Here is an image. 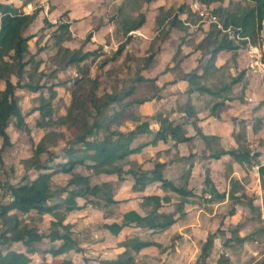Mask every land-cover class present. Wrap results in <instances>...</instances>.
Wrapping results in <instances>:
<instances>
[{
	"label": "trees",
	"instance_id": "trees-1",
	"mask_svg": "<svg viewBox=\"0 0 264 264\" xmlns=\"http://www.w3.org/2000/svg\"><path fill=\"white\" fill-rule=\"evenodd\" d=\"M10 1L12 0H0V141L2 142L0 165L3 164V153L14 147L8 133L11 119L15 120V126L19 131L30 135L32 128L27 124L26 119L28 116L39 112L42 117V121L38 123L39 127L56 129L65 127L76 132V137L73 142L62 147L57 153L45 147V139L50 134L47 133L39 143H34L32 157L23 162L25 173L22 181L18 184L9 182L0 184L4 195L8 196L7 202L0 201L2 226L0 240L1 245L5 248V251L0 249V264H30L29 255L41 252L35 244L43 239H49L50 242H61L58 247H52L49 251H45L54 258L72 250L78 253L82 252L83 249L72 238V226L65 224L67 215L79 208L78 199L84 201V207L91 205L107 208L120 203L114 198L111 184L103 182L93 185L91 183L92 176L115 175L120 181L130 179L133 182L132 189L136 192H143L149 185L159 183V187L164 192H172L180 196L181 201L176 208L182 209L188 198L193 196V193L188 191L185 185H176L177 183L165 177L168 166L166 162H156L151 170H146L141 163L129 160V157L139 154L146 147L155 145L159 141L167 142L168 139H171L174 142L173 147L177 148L180 143L192 140L187 137L186 130L180 124L175 125L163 114L153 116L149 120H140L133 129H121L130 106L161 99L159 95L161 89L157 85V79H149L142 75V72L148 69L153 62L155 55L152 54L144 58V65L136 69L134 77L118 92H107L104 89L100 95L101 84L98 83L97 79H75L74 83L77 90L73 92L66 114H63L60 110L58 112L57 108V104L59 102L61 104V98L55 90L57 85L44 81L46 71L38 70L39 74H36L37 68L39 69L44 62L41 60L36 62V55H31L30 51V41L34 35H28L27 32L40 10H36L32 14H23L13 4L8 3ZM199 1L204 5H209L212 2L223 3V0ZM249 1L254 5L239 10L220 6L214 9L212 16L218 18L225 28L232 26L235 33L239 34L241 38H248L252 45L260 42L259 45L262 46L264 44V39H262L264 0ZM175 11L172 10L167 15L165 14L160 20L161 24L172 17ZM178 11L181 13L187 11L190 18L194 16V13L186 5L180 6ZM145 22L146 15L142 13L138 16L137 21L127 27L125 35L139 30ZM170 24L176 28L183 25L178 17L171 18ZM46 25L53 28V24L44 19L43 28H46ZM158 25L160 27V24ZM69 27L70 25L67 23L58 25L53 31L54 46L50 50L42 47L39 50L40 54L45 55L47 51L56 49L59 56L57 63L62 65V70L72 66L78 67L86 60L98 57L99 51L96 49L81 52L80 50L66 49L64 44L73 39ZM163 31L160 32L161 37L166 36ZM93 33L94 31L87 35L85 39L87 44L91 41ZM128 42L129 38L118 47L117 51L104 64L117 60L126 49ZM242 43L246 45L245 41ZM199 48L205 56H209V59L200 65L201 75H198L197 70L182 75L181 79L190 85L188 94L198 91L218 97L243 79L244 72L237 77H231L230 82L223 83L221 88L214 85V89H212L203 85L202 82L209 81L214 74V62L217 56L223 51L234 52L240 47L236 45V41L230 39L229 35L223 34L215 26H212L211 32L206 34L204 40L200 42ZM177 54L179 55V51ZM28 67L31 69L27 70ZM26 73H28L29 81L23 83V77ZM56 73L57 71L51 78H55ZM13 77L16 78V82H13ZM88 84L90 87L85 90ZM19 90L28 93H39L46 90L49 96L45 97L43 93H40L35 98L34 106L24 113L19 106L17 94ZM79 90H85L82 97H80ZM141 92L145 94L138 97ZM223 107V102L215 104L212 114L219 118V112ZM183 111L196 130L198 138L209 146L213 139L204 135L198 126L194 108L190 106L189 102L184 105ZM155 121L159 125L156 131L152 127V122ZM241 130L242 133L237 135L238 148L228 151L220 150L213 153L208 159L219 160L222 156L228 155L241 165L257 163L261 185L264 189V164L258 161L260 153L254 152L246 145V131L244 128ZM100 132H104V136L98 140L96 137ZM55 135L61 140H64L66 136L64 132H58ZM144 137H151V140L141 141ZM43 155H46L47 159L43 160ZM190 158L191 156L181 157L177 160L187 161ZM192 166L191 163L186 174L187 178ZM77 167H83L90 174L77 172ZM56 175H65L68 179L59 189L53 190L52 178ZM205 175V185L208 187V193L212 200H224L226 195L225 193L220 194L216 190L210 179L209 168L206 169ZM241 186L239 181H231L229 215L235 214L234 205L238 203L246 204L253 215L258 214L259 208L253 205V198H246V201H242L245 194L237 195ZM171 201L172 197L168 195L143 196L140 205L145 211L144 214L136 210L128 211L123 214L120 222L104 224L103 228L113 235L120 234L125 228H140L142 231L151 232V236L162 233L177 222L175 212L161 211ZM32 212L37 213L41 219L47 215L51 217L48 234L41 232L38 228L37 223L33 221ZM237 231L238 227L233 230V241L241 244L247 241V237H240L239 233L237 236ZM217 232L207 235L195 264H208L207 260L214 247ZM228 242L226 241L224 244L227 245ZM16 243H21L26 251L20 252L12 249ZM147 247L162 248V245L152 238L136 236L124 252L114 259H103L99 264H141L137 256ZM227 262L229 259L221 254L216 264H226Z\"/></svg>",
	"mask_w": 264,
	"mask_h": 264
},
{
	"label": "rangeland",
	"instance_id": "rangeland-1",
	"mask_svg": "<svg viewBox=\"0 0 264 264\" xmlns=\"http://www.w3.org/2000/svg\"><path fill=\"white\" fill-rule=\"evenodd\" d=\"M106 1H110L112 3L115 0ZM163 1L164 2L161 3L159 2L160 5H162V3H168L171 0ZM12 2L14 3V5L21 8L29 5L28 8L31 7L32 11L34 12L40 9L43 10L41 12V16L39 17V20L34 25H32L31 30H29L28 32L29 35L35 36V38L30 42V50L32 53L31 55H36V62L40 60L44 62L39 69L37 68L36 74H39L38 70L46 71L47 73L45 74L46 78L44 79V81H47L49 84L57 85L56 90L58 91L61 98V104L59 102L57 104V108L58 112L60 110V112L63 114H66V109L70 106L73 92L77 90L76 84L74 83L75 79H97L98 83L101 84L100 95L104 91V89H106L107 92H118L120 91L121 87H124L134 77L135 70L144 65V57L146 58L147 56L154 53L157 54L161 47L159 46L160 42L152 44L150 41V39L157 35V33H154L153 30L147 31L146 36L139 34L135 37H126L124 34L127 27L131 23L138 20V16L141 12L149 11V8L151 7V0H123L122 4L117 5L116 3L113 4L112 7H107L106 10L102 11V14L96 15L89 21H86L84 15L78 20H73L70 16L69 18L67 12H64L62 9L57 12L58 7H55V5L51 3L50 0H13ZM195 2L200 3L199 0H180L179 3L187 5L192 4L194 6ZM25 3H28V5H25ZM46 3H50V5L47 6ZM223 3L226 7L237 10L254 5L249 0H223ZM157 5L158 4L156 2L155 8L157 7ZM213 5L215 6L212 8ZM206 6L207 10H205L206 12L204 11L206 16L204 17H201L199 13L193 12L197 15L196 17L198 18V20L196 21L197 24L195 26L194 24H189L187 22V25H190L189 27L194 35L200 33L199 29H203V27L201 26L203 24L200 22L201 20H203L202 18H204L205 20L209 19L211 14L208 13H211L212 9L218 7L219 4L217 2H212L211 4ZM118 9H121L122 14H120V16L114 21H110V23H108L107 19L109 17L111 18L115 13H117ZM44 16L49 20L52 19V24L55 28L52 29L48 25H46V28H40L39 24ZM70 21H72L73 24L77 22L82 23L83 28L86 27L87 24H89V28L96 25L100 27L101 25H104V23H108V25H112L114 29L111 32V36H109V38H106V36L100 37V39H102V44H97L94 48L99 49L98 57L90 58L81 63L78 67L72 66L65 70H62V65L57 63L59 56L57 55L58 52L56 49H54L53 51L51 50L52 52L47 51L45 55L40 54L39 50L41 47L45 48L46 50H50L55 44V40L53 39V31L60 24L69 23V25H72L70 24ZM111 22H113V24ZM179 30L182 31L183 27H181ZM184 31L185 30H183L182 32ZM89 32H91V30L86 31V33H83L82 35L80 34V31H77V33H75L76 38H73L72 40L66 42L64 47L69 50H80L81 52H85V46L87 45L85 39ZM192 33H188V35H193ZM184 34L185 33L180 32L178 39H174L170 42L173 45V51L175 46L174 44L182 41ZM151 35H153L152 38H150ZM79 36L82 37V39H79ZM160 37H158V39ZM262 37V39H264V32H262ZM127 38H129V43L121 56L118 57L115 61L104 64L105 61L109 60L110 57L117 51L120 44L123 43ZM259 44L260 42L253 46H256L257 49L255 48V50L262 55V58L264 60V44L262 46ZM236 45L240 47V49L237 51L236 56L233 57L232 55L225 53L226 60H224L227 62V67L222 73H220L218 78L220 81L230 82L231 73L237 74L240 71H250L251 64L256 66L254 58L247 53L248 50L246 49V45L240 41H237ZM28 69L30 70L31 68L28 67L27 70ZM56 71L57 76L55 78H51ZM164 80L166 79L164 78ZM13 81L16 82L15 77H13ZM27 81H29L28 73L24 74L23 83H26ZM218 81L217 83L216 81H213L215 82V84L213 85H220L222 83ZM249 86H252L253 88L257 87L258 91H262L260 97L264 99V83L260 82L255 75L251 74L245 79L243 83L237 85L233 89L232 95L238 100L239 105L245 103H254L246 102L247 95L245 92V88L250 89ZM89 87V84L86 85L85 90ZM85 90H79L80 97L84 95ZM17 93L19 97V106L24 113L28 112L34 104L33 99L37 97L38 94L34 95L22 91H18ZM44 94L46 95V97L49 96L47 91H44ZM143 94L145 93L141 92L138 97H142ZM196 100L198 101V103H201L200 106H198V112L202 117H204L205 115H207V112L211 108L213 99H211L209 96H201ZM143 105H145V103L138 105L135 104L129 107V109L127 110L126 120L122 124V129L133 128L138 124L140 120H149L151 115L156 113L152 112L153 109L152 107H149L148 104L145 106V112H140L138 109L141 110V106ZM167 109L168 110H165L164 113H167L169 115V108ZM256 109L257 110L254 111L257 112V114L248 119V122H250V125L252 124V127L249 128V124H245L247 123V120H242L239 117L233 119V122L234 125L238 127V129H245L247 136L246 145L251 150H256L261 153V161L264 162V104L258 106ZM173 117H175V115ZM230 118L231 117L228 116L227 119ZM175 119H177L176 121L181 122V119H179L178 117H175ZM256 119H259V122H257ZM41 121L42 117L40 113H35L33 116H30L26 119V122H28L27 124L30 126V128H32V133L29 135L26 132H21L16 128L14 119L10 120L8 133L11 137L14 147L13 149L3 153V164L0 165L1 185L5 182L18 184L22 181V177L25 173L23 162L32 157L34 143H39L47 133L50 134H48V138L45 139V147L48 150L57 153H59L62 147H65L67 144L73 142V139L76 137V132H74L73 130H68L65 127L61 129H56L53 127L41 128L38 126V123ZM237 124L239 126H237ZM58 132H64L66 134L64 140L59 139V137L55 135V133ZM235 133H239V130H237ZM103 136L104 132H100L96 138L99 140L102 139ZM211 138L213 139V142L221 141L218 137ZM146 139L149 138L146 137L142 141H148ZM221 142L224 143L223 140ZM215 143L214 145L216 147H219V150L234 148L232 144L233 142H231V144H227L228 142H226V147H224L225 143L222 146L218 145L217 142ZM1 146L2 142L0 141V147ZM164 146L165 144H163L162 142L157 143L156 145H152L146 148L143 152L137 155L138 157H140L138 159L146 169L153 167L154 160L151 156V152L160 148L162 150L164 149ZM187 150L185 152H187ZM160 156L162 155L160 154L159 157ZM45 159H47V156L43 155V160ZM230 162L231 159L228 160V163H222L221 166H219L216 170V180L218 181L219 188L221 190L223 189V191L228 189V183L224 180V177H226V179L229 180V183L232 180L240 181L245 187V191H247V194H254L256 185L260 183V181L257 182L258 180L253 174L254 167H256L255 171L257 172L258 167L255 165H246L243 166V168L235 169L233 165H230ZM181 168V166L174 165V167H172L169 171L172 174H179ZM219 169L220 173H222L221 177L220 175H218ZM76 170L81 174H90V172H87V170L83 167H77ZM67 179L68 178L65 175H56L55 177H53V190L59 189L64 183H66ZM103 180H109L110 182H112L111 184L113 186V194L115 198L124 199L125 201L120 205L111 206V212L105 211V214L107 215L105 221L101 219V213L104 209H101L99 207L88 206L85 211H81L78 214V216L80 215L78 217V220L81 221L83 219L80 224L84 225L81 227L80 224H78V229H81V231L89 237V240L86 242L88 244V248L86 251L89 256L87 257L85 256V254H83L80 264H83V262L86 264H99L102 259L115 258L117 256V253L119 254L120 252L124 251L127 246L131 244V241L140 234V232H137L136 230H128V234H126L125 236L119 234L117 236H114L112 240L106 238L105 229L103 228L104 222H106V220L111 216H113L114 218H118L120 214L124 212V210L128 211L132 208L137 207L135 205L136 202H134V198H136L137 196H141V194L133 191L132 182L130 180L122 182L119 181L116 176L91 177V183L93 185L101 183ZM148 193L152 194L156 193V191L153 190V188H150ZM253 197L255 200H258L257 196L253 195ZM0 201H8V196L4 195V191L1 188ZM200 207L203 208L204 212L199 217V219L194 217V219L191 221L180 222L178 226H175L165 233L162 232L161 234H156L153 239L162 243V249H164L163 252L159 253L158 250L155 249L147 250L148 252L146 253L148 254H140L137 256L139 262L141 264H195L200 255L202 243L206 240L207 235L210 233H215L219 230L217 232V238L215 240L210 257L207 260L208 264H216L221 254H224L229 259V262H227L226 264H264V217H262L261 213V217L259 216L258 218H256L253 217L252 214L247 209H245L244 206H237V214L231 217V215H229L231 204L223 206L215 204L212 206L209 204H205L204 202L202 203V205H200ZM32 215L34 216L33 221L37 223L40 230L42 232H49V221L51 217L47 215L46 217L41 219L40 216H38V214L35 212H32ZM84 221H87V224H84ZM237 227V236L238 233H240V235L248 238L247 241L242 244L233 241L232 239L233 230L237 229ZM1 234L2 226L0 222V236ZM141 235L143 237H152L148 233H144ZM226 241H229L227 245L224 244L226 243ZM0 249L2 251H5V248L1 245V240ZM154 253L156 254V256H153ZM33 264H36L35 261Z\"/></svg>",
	"mask_w": 264,
	"mask_h": 264
},
{
	"label": "crops",
	"instance_id": "crops-1",
	"mask_svg": "<svg viewBox=\"0 0 264 264\" xmlns=\"http://www.w3.org/2000/svg\"><path fill=\"white\" fill-rule=\"evenodd\" d=\"M12 1H10L8 3L14 5V3ZM50 1H51V3H53L55 5V7H58L57 12H59L60 9H62L64 12H67L68 17L70 16L73 20L74 19L78 20L79 18H81L84 15L86 18V21L91 20L92 18H94L98 14H102V11L106 10L107 7H112L113 4H116V3H117V5H119V4H122V2H123V0H115L112 3L110 1H106V0H96V1H89V0H83V1L82 0H80V1H77V0H50ZM156 2L158 5L155 8ZM159 2L161 3L164 1L163 0H151V2H150L151 7L149 8V11L148 12L144 11L141 13L139 12L140 14L145 13L146 22L144 23V25L139 30L133 31L127 35V36H134L135 37L139 34H142L143 36H146L147 31L153 30V32L157 33V35L154 36L153 38H152L153 35H151L150 38H152V39H150V41L152 44L160 42L159 46H161L158 53L157 54L154 53L155 57H154L153 62L150 64L149 68L142 72V75L146 78H149V79L156 78L157 79V85L161 89L159 92L161 99H155V100H152L150 102H146L145 105H143L144 107L141 106V110L140 109H138V110L140 112H145V110H146L145 106L148 104L149 107H152V109H153L152 112L157 113V114L156 113L152 114L150 118H152L153 116H157L158 114H163L164 117H166L170 121L174 122L175 125L180 124L183 127V129L186 130L187 137L192 139L189 142L180 143L177 148L173 147L174 142L171 139H168L167 142L159 141L157 143L162 142L163 144H165L166 147L164 146V149H162V150L160 148V149H156L155 151H152L151 156L154 160L153 167H154V164L156 162H166L168 164V166H167L166 171H165L166 172L165 177L167 179L177 183L176 185H179V184L185 185L186 189L193 193V196L188 198V200L186 201V203L182 209H177L176 207L180 204V201H181V199L179 198L180 196H178L177 194L172 193V192H164L159 187V185H160L159 183H154V184H151L148 187H146L145 191L137 192L138 194H141V196H137L136 198H134V202H136L135 205L137 207L132 208L128 211L136 210L139 213L144 214L145 211L141 208V205H140L141 198L143 196H147V195L165 196V195H168V196L172 197V201H171V203H167L161 211L162 212H175L176 213L175 217L177 219V222L171 228L168 229V230H170V229L174 228L175 226H178L180 222L191 221L194 219V217L199 219V217L204 212L203 208H201L200 205H202V203H204V202H205V204H209L212 206L215 204L220 205V206L231 204L230 199H229V193L231 190V181L229 183L228 182L229 180L226 179V177H224V180L228 183V189L224 190V191H223V189L221 190L218 186V181L216 180V170L218 169L219 166H221L222 163L223 164L225 162L228 163V160H230V159H231L230 165H233L235 169L243 168V166H246V165L239 164L232 157H230L228 155L222 156V158H220L219 160L208 159V158L213 153L220 151L219 147H216L214 145L215 142H217L218 145H221V146L225 143L224 147H226V142H228L227 144H231V142H233L232 143L233 147H234L233 149L238 148L237 135H239V133L241 134L242 130L238 129V127H236L234 125L233 119H236L237 117H239L242 120H245V121L247 120V123H245V124H249L250 122H248V119L252 118L253 115L257 114V112H255L254 110H257L256 108L258 106H261L264 104V101H259V100H264V99H262L260 97L262 91H258L257 87L253 88L252 86H249L250 89L245 88V92L247 95L246 96L247 97L246 102H254V103L253 104L245 103V104L239 105L238 100L232 95L233 89L237 85L243 83L245 81V79L248 76H250L251 74L255 75L256 78L262 83H264V77L261 78L257 72L258 68L255 67L254 65H253V67H251V65H252L251 64L250 65V68H251L250 71H240L237 74L231 73L230 78L231 77H237L240 73H243V72H244V77L238 84H236L235 86H232V88L229 91L222 93L218 97L212 96L208 93H200L198 91H195L192 94H188L187 91H188L190 85L187 81L182 80L181 77L183 74H188V73L194 72L195 70H197L198 75L202 74V70L200 69V65H203L204 63H206L209 59V56L204 55V52L199 48V44L201 41L204 40L206 34L211 32L212 24H211V22H209V19L205 20L204 18H202L203 20H201L200 22L203 24V25H201L203 27V29H199L200 33L194 35L192 33V30L189 27L190 25H187V22H188L189 24L191 23V24H194V26H195L197 24L196 21L198 20V18L196 17L197 15L195 14L197 12L193 8L192 4H190V5L181 4V3H179L180 0H171L168 3H162V5H160ZM217 3L219 4L218 7H220V6L226 7L224 5V3H221V2H217ZM25 5H28V3H25ZM46 5L49 6L50 3H46ZM182 5L188 6L191 9L192 13L195 12L194 16L192 18L189 17V14L187 11H185L183 13L178 11L179 7ZM201 5H202L204 11L207 10L206 5H204V4H201ZM14 6L17 8V10L20 13H23V14H32L34 12V11H32L31 7L28 8L29 5L26 7H23V8L17 7L16 5H14ZM214 6L215 5H213L212 8ZM218 7H215L214 9H216ZM214 9H212L211 13H208V14L212 15V12L214 11ZM172 10H176L174 12L173 16L168 18L163 24H161L160 20L165 16V14L167 15V13H169ZM42 11L43 10L40 9V12H39L36 20L31 24L30 28L28 29V32H29V30H31L32 25H34L39 20V17L41 16ZM205 12H204V14H205ZM120 14H122L121 9H118V12L115 13L111 18L109 17L107 19L108 20L107 22L110 23V21H114L115 19H117L120 16ZM173 17H178V19L181 21V23L183 24L182 25L183 30H185L184 32H182L183 30L182 31L179 30L181 27L176 28V27L171 26L170 20ZM201 17H204V16H201ZM44 19H47V18L45 16L42 18V20L40 21V24H39L40 28L44 27ZM47 20L51 24L53 23L52 19H50L51 21L49 19H47ZM191 21H193V22H191ZM108 23H106V24L104 23V25H101L100 27L98 25H96L94 27L92 26L89 28H88L89 24H87V26L83 28L82 23L77 22V23L73 24L72 21H70V24H72V25H70L69 30H70V33L72 34V37L74 39L76 38L75 33H77V31H80V34H82V35H83V33L85 34L86 31H88V30H91V32L94 31L93 37L91 38V41L85 46V48H86L85 52L93 51V50H96L94 48L97 44H102V39H100L101 36H106V38H109V36H111L110 34L114 28L112 25H110V24L108 25ZM111 23L113 24V22H111ZM67 24H69V23H67ZM158 24H160V27ZM53 28H55V27H53ZM161 30L165 31V33H166L165 37H160ZM28 32H27V34H28ZM180 32L185 33V34L183 36L182 41H179L177 44H174L175 46H174V51H173V45L170 42L173 41L174 39H178ZM188 33H192L193 35H188ZM158 37H160V38L158 39ZM34 38H35V36H34ZM79 39H82V37H80ZM161 41H163V42H161ZM240 42H243V41H240ZM65 44H64V46H65ZM127 46H128V44H127ZM247 46L248 45L246 43V47ZM246 49L248 50V47ZM238 50H236L234 52H230V51L221 52L217 56V58L214 62V71H213L214 74L211 76L209 81H203L202 84L209 87V88L214 89L213 84H215V82H213V81H216V83H217V81L219 80L218 78H219L220 73H222L227 67V62L225 61L226 60L225 53L226 54L228 53L229 55H232L234 57L237 55ZM178 51H179V55L177 54ZM42 55H44V54H42ZM254 61L256 62V59H254ZM135 72H136V70H135ZM262 73H263V71H262ZM134 75H135V73H134ZM164 78L166 80H164ZM218 82H222V83L220 85H215V87H217V88H221L223 83H225L224 81H220V80ZM2 88H4L3 85H2ZM19 91H22V90H19ZM44 91H46V90H44ZM44 91H41L39 93H29V94H34V95L38 94V96H39L40 93H43V95L46 97V95L44 94ZM22 92H25V91H22ZM26 93H28V92H26ZM201 96H209L211 99H213L212 106L209 109V111L207 112V115H205L204 117H202L200 115V113L198 112V106H200L201 103H198V101L196 100L197 98H199ZM37 97H35V98H37ZM34 99H33V102H34ZM188 102H189L190 106L192 108H194V113L196 114V118H197V124L202 129V132L204 133V135H206L210 138L211 137H218L221 141L223 140L224 143L221 141H215V142L210 141L209 146H207L200 138H198V136L196 134V130L194 129L192 123L190 121H188L187 116L184 114V111H183L184 105ZM219 102H223L224 107L220 110L219 118H218L212 114V109H213L214 105L219 103ZM33 106H34V104H33ZM167 108H169V111H170L169 115L167 113H164L165 110H168ZM259 112H261V111H259ZM36 113H39V112H36ZM34 114H32L30 116H33ZM174 115H175V117H178L179 119H181V122L176 121L177 119H175V117H173ZM30 116H28L27 118H29ZM228 116H230L231 118L227 119ZM256 120H257V122H259V119H256ZM194 121H195V119H194ZM245 121H243V122H245ZM237 126H239V125L237 124ZM152 127L156 131L158 129L159 125L155 121V122H152ZM250 127H252V124L251 125L249 124V128ZM133 128H127V129H133ZM237 130H239V133H235ZM145 138L146 137L142 138V140H144ZM148 138L149 139H146V140H148V141L151 140V137H148ZM226 139H227V141H226ZM246 140H247V136H246ZM143 142H146V141H143ZM150 146H152V145H150ZM150 146H148V147H150ZM148 147H146V148H148ZM231 149H224V150L228 151ZM186 150H187V152H185ZM254 152H258V151L254 150ZM160 154L162 156L159 157ZM137 155L138 154L129 157V160H135V161H138L139 163H141V161L138 159L140 157H138ZM189 156H191V158L187 161L177 160V159H180L181 157H189ZM261 160H262V155L260 153V157L258 158V161H260L261 164H264V162ZM191 163L193 164V166L191 168L190 175L187 178L186 174L189 171V165ZM174 165H178V166L182 167L179 174H172L169 171L172 167H174ZM253 165L258 167V172L255 171L256 167H254L253 174H254L255 178L258 180L257 182L260 181V183L258 185H256V189L254 191V194L249 195V194H247V191H245V187L243 186V184L239 181L242 186L240 188V191L237 193V195L241 196L242 194H245L242 198V201H246V198H248V199L253 198L254 199L253 195L257 196L258 200L254 199L253 205L259 208V213L256 215H253L246 204L238 203V204L234 205L235 214L231 215V217L235 216L237 214V206H241V207L244 206L245 209H247L252 214L253 217L258 218L261 214H262V217H264V189L262 188V185H261L259 165L257 163H254ZM143 168L146 169L144 165H143ZM152 168H149L146 170H151ZM207 168L210 169V179H211L213 185L215 186L216 190L220 194L225 193L226 198L224 200H212L211 195L208 193V187L205 185V177H206L205 173H206ZM218 175H220V177L222 175V173H220V169H219ZM101 176L114 177L115 175H100L99 177H101ZM171 176H173V177H171ZM117 179H118V177H117ZM128 180H130V179H127L126 181H128ZM235 181H237V180H235ZM103 182H107L109 184L112 183L109 180H103L101 183H103ZM122 182H124V181H122ZM132 186H133V182H132ZM150 188L151 189L153 188V190H155L156 193H152V194L148 193ZM134 192H136V191H134ZM114 198H115V196H114ZM115 199L117 201H120V203H118L116 205H120L125 201L124 199H117V198H115ZM78 206H79V208L77 210L70 212L67 215L65 224H70L72 226V238L77 244H79V246L83 249V251L78 253V252H75L72 250L66 254H63L61 256L54 258L51 254H49L45 251H49L52 247H58L61 244V242L60 241L50 242L49 239H43L42 241L35 244L36 248L41 250V252L29 255V257L31 258L30 264H33L34 261L36 264H43V263H46V264H67V263L80 264L83 254H85V256H87V257L89 256L87 251H86L88 248V246H87L88 244L86 242L89 240V237L85 233H83L81 231V229H78V224H80L81 221L83 220V219L81 221L78 220V217L80 216V215L78 216V214L81 211L82 212L85 211L86 208L88 206H91V205H87L84 207V201L81 199H78ZM111 206H115V205H111ZM111 206L107 207L108 209L103 208V207L101 208V209H104V210H102L103 212L101 213V219L102 220L105 221V219L107 217V215L105 214V211H107V212L112 211L110 208ZM95 207H97V206H95ZM128 211L124 210V212L122 214H120V216L118 218H114L113 216H111L110 218H108L106 220V222H104V224H112V223L120 222L122 220L123 214L128 212ZM44 217H46V216H44ZM50 221H51V218H50ZM50 221H49V224H50ZM84 224H87V221H84ZM80 226L82 227L84 225L80 224ZM184 228H186V227H184ZM128 230H136L137 232H140V234L138 236H141V237H143L141 234H144V233L150 234L151 233V232L142 231L140 228H125L120 234L122 236H125L126 234H128V232H127ZM168 230L164 231L163 233L167 232ZM44 233L48 234L49 232H44ZM157 234H161V233H157ZM105 236L109 240H112L113 237L117 236V235H113L108 230L105 229ZM154 236H156V234H154L152 237H143V238H152L153 239ZM239 236L245 237V236L240 235V233H239ZM153 240L155 242L159 243L160 245H162V243L156 241L155 239H153ZM12 249H15V250L20 251V252L26 251V248L21 243L14 244L12 246ZM151 249L158 250L159 253H162L164 250V249L158 248V247H147L144 250H142L140 252V254H144V255L148 254V253H146V252H148L147 250H151ZM124 251H122V252H124ZM178 251H179V249H178ZM122 252H120L119 254H121ZM119 254L117 253V256ZM153 256H156V254L154 253ZM110 259H114V258H110ZM83 264H86V263L83 262Z\"/></svg>",
	"mask_w": 264,
	"mask_h": 264
},
{
	"label": "built area",
	"instance_id": "built-area-1",
	"mask_svg": "<svg viewBox=\"0 0 264 264\" xmlns=\"http://www.w3.org/2000/svg\"><path fill=\"white\" fill-rule=\"evenodd\" d=\"M193 8L195 9V11L197 13H199L201 16H206L204 14V10H203V7L201 5V3L199 2H195V5L193 6ZM209 22H211L212 26H215L217 28V30L221 31L223 34H227L230 36V39H233L234 41H245L247 43V47H248V53L254 58L256 59V66L258 69H257V72L259 74V76L262 78L264 77V60L262 58V55L257 52L255 50L256 46H253L250 44V41L248 38H241V36L237 33L234 32L233 30V27L232 26H228V28H225L223 23L220 22L218 20V18H216L215 16H212L210 15V18H209ZM257 49V48H256ZM251 67H253V65H251ZM263 71V73H262Z\"/></svg>",
	"mask_w": 264,
	"mask_h": 264
}]
</instances>
